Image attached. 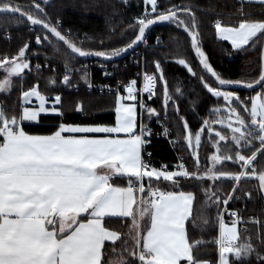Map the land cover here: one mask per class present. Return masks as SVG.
<instances>
[{"label":"snow or ice","instance_id":"6c2138e0","mask_svg":"<svg viewBox=\"0 0 264 264\" xmlns=\"http://www.w3.org/2000/svg\"><path fill=\"white\" fill-rule=\"evenodd\" d=\"M259 3L264 6V0H259ZM146 5H151V13L155 16L146 13L139 18L138 26L132 25L137 29L134 38L112 51L84 50L71 42L57 26L34 17L30 12H22L20 7L11 3L0 4V14L17 18L26 16L31 25L42 26L63 42L71 55L80 58L94 55L105 61L146 43V31L151 25L169 22L182 28L190 36L191 48L195 50L203 71L215 78L217 86L205 82L204 76H198L185 59H179L178 63L196 76L212 97L226 102L230 116L235 115L236 126L228 123L234 154H219L217 145L218 154L211 156L212 166L201 172L196 151L201 144V135L188 130L187 144L193 149L191 155L194 157L192 170L183 162L173 168L163 164L157 168L151 164V153H147L145 148L151 142L148 137L154 133L144 123L143 117L146 113L149 121L155 117L159 122L161 113L140 102L139 107L144 111L139 114L138 124L137 105L124 101H136L138 91L147 93L152 99L159 80L163 81V110L167 111L172 96L158 60L154 64L158 75L143 74L142 89H137V79H132L126 87L127 96L117 95L113 125L61 122L54 125L50 133L30 134L25 130L24 122L39 123L41 114L63 116V111L57 107L62 104V98L55 95L49 107V98L41 93L38 84L23 90L19 113L8 115L0 109V264H110L104 258L106 241L113 245L121 241L127 245L129 259L122 258L116 264H210L193 254L196 245L203 243L190 241L188 234L196 191L183 189L182 181H192L201 191L205 204L217 206L219 264H230V256L239 261L252 255L251 243H238V212H229L235 217L231 226L225 224L219 213L221 205L227 206L229 202L240 199L241 180L249 174L256 175L257 158L264 159V58L256 78L246 81L224 79L213 69L202 50L195 13L191 9L173 6L158 11L157 0H146ZM34 7L44 14L39 3ZM180 12L189 14L191 22L185 23ZM214 28L220 38L230 41L236 50H244L258 36L264 40V19L245 18L238 26H225L217 20ZM43 40H49V37L45 35ZM35 42L41 44L42 37L36 35ZM159 42L157 38V44ZM28 47L26 43L14 60L0 61V67L7 65L4 68L7 77L0 81V92L10 90L11 77H20L26 69L31 70L26 58ZM35 67L39 71L41 66L37 64ZM65 67L67 69V63ZM101 67L105 68V65ZM70 71H66L62 79L63 85L69 87L73 86ZM103 74L108 77L113 73L105 68ZM82 78L87 87L93 86L86 72ZM49 83L55 84L56 81L51 79ZM256 85L262 91L251 98L250 108L236 92L227 90L231 86L252 89ZM33 97L39 104L28 107ZM238 107L249 112L250 125L240 116ZM75 110L85 111L83 104L77 105ZM176 111L179 112L178 107ZM183 127L189 129L186 120H183ZM167 131L165 128V133ZM199 132L203 133L204 129H199ZM216 136L220 141L226 140L219 132ZM254 141H259V144L252 147ZM245 148L248 154H244ZM225 161L239 164L242 170L230 173L218 169L217 165ZM221 178L232 181L231 191L223 197L215 183ZM256 179L264 198V172ZM120 181H126V186H120ZM244 194L251 197V192ZM106 218H131L128 239L122 241L120 232L110 230L106 226ZM208 223V219L203 218V224ZM257 257L264 261L259 253Z\"/></svg>","mask_w":264,"mask_h":264},{"label":"trees","instance_id":"16d2710c","mask_svg":"<svg viewBox=\"0 0 264 264\" xmlns=\"http://www.w3.org/2000/svg\"><path fill=\"white\" fill-rule=\"evenodd\" d=\"M157 2L159 10L162 11L165 8L180 6L182 9H191L195 13L201 47L215 71L222 78L230 81H246L257 77L262 62L264 40L258 36L255 42H250L244 50H236L229 42L218 39L214 24L220 20L225 26H238L239 22L245 18L264 19V6L257 3H241L238 0H158ZM2 3H11L20 7L22 12H30L34 17L38 16L51 25L57 26L58 30L71 42L89 51H112L117 47L125 46L134 38L137 29L132 25L138 26L137 19L145 9L144 0H127V2L125 0H0V4ZM35 3L40 4L44 14H40L39 10L35 9ZM179 15L185 23L191 22L189 14L180 12ZM36 35L42 37V43L39 45L34 41ZM45 35L49 37V40H43ZM157 38H159V44H157ZM146 41L150 45L146 49V69L154 74L156 73L155 61L158 60L161 63L168 91L172 96L169 108L165 112L163 110V81L158 80L157 93L152 107L161 113L160 119H167L172 136L177 140L176 152L182 157L185 166L190 170L194 166V157L191 155L193 150L187 144L188 130L194 134H201V144L198 148L201 172L205 167L212 166L211 156L218 154L217 145H219V154L233 155L235 147L231 141V128L224 125L226 119L230 117V113L226 111L229 106L222 98L217 100L212 97L203 87V83L178 63L179 59H185L198 76H204L205 82L214 87L217 86L200 68L188 36L176 26L169 25L155 28L147 36ZM26 43L29 45L26 54L32 57L28 60L31 62V70L26 69L21 77L14 79L9 93L0 95V109L8 115L19 113L21 92L38 84L41 93L49 99L55 95L61 96L62 104L59 108L63 111V116H42L38 124H24L28 133L47 134L54 130V125L61 122L107 125L115 123L116 97L88 92L85 87L81 86L71 90V87L62 83L66 63L67 65H80L85 61L72 56L64 45L56 42L42 29H32L21 18L1 15L0 54L17 55ZM35 55L38 58H35ZM128 59L129 57L119 62L123 63ZM37 61L39 63L47 61L50 67L33 71L31 64ZM55 67L57 68L54 69ZM132 72L133 68L128 67L124 74L128 76ZM6 76L4 68L0 67V81H3ZM95 77L101 79V75L97 72ZM51 79H55L56 83H49ZM82 79V76L77 74L71 81L72 84L82 83ZM234 92L246 102L249 108L251 107L246 100L249 93ZM79 104H83L84 112L75 110ZM177 107L179 112L176 111ZM237 110L240 116L250 123L249 112L239 107ZM231 117L236 119L235 115ZM183 120L188 122L189 129H184ZM205 121L208 123L205 124ZM234 125L236 126L235 123ZM201 128L204 129L203 133L199 132ZM216 132L224 135L226 140L220 141ZM258 144L259 141H254L252 147ZM146 152L151 153V164L157 168H160L161 164L173 168V165L178 163L175 151L167 141L161 138L153 139L146 147ZM244 154H248L247 148L244 149ZM217 168L230 173L242 170L239 164L232 161H225L217 165ZM261 172H264V159L258 156L255 164L256 176ZM215 183L219 186L221 197L231 191L232 181L221 178ZM240 183L242 189L240 199L229 202L228 209L237 211L244 221L249 222L247 230L240 233L239 243H251L254 251L251 256L239 261L234 256H230L229 261L230 264H264V261L257 257V253L260 257H264V201L259 190L258 179L249 174ZM120 186H126V181H120ZM182 187L185 190L194 189L196 191L192 216L188 224V234L190 241H202L203 243L196 245L193 254L200 260L209 261L210 264H219L217 206L205 204L201 191L192 181H182ZM247 192H251V197L244 194ZM224 207L220 206V215ZM203 218L208 219L207 225L203 224ZM253 220H259L260 227L251 224ZM105 223L110 230L122 234V241L128 239L127 233L131 227L130 218H107ZM258 230L261 232V238H259ZM248 238H251V242H247ZM126 248L127 245L122 244L121 241H117L114 245L105 244V260L110 264H115L121 256L128 257Z\"/></svg>","mask_w":264,"mask_h":264},{"label":"built area","instance_id":"2783aa9c","mask_svg":"<svg viewBox=\"0 0 264 264\" xmlns=\"http://www.w3.org/2000/svg\"><path fill=\"white\" fill-rule=\"evenodd\" d=\"M146 13H149L152 16H154V13H151V11H144L143 14L138 17V20H139V18H141ZM32 29H34V28H32ZM149 46L150 45L148 42L144 43L138 50H136L129 57V59L127 61H124L123 63L122 62H116V63H109L108 64V63L99 62V61H85L83 64H80V65H67V69L65 67L64 74L66 73V71L71 70L69 72V74L71 76V80H73L77 74H80V76H82V74L86 72L88 74L89 81L93 85L91 88L87 87L85 82H84V79H82L83 80L82 83L77 82V83L72 84L73 86H71V90L76 89V88L81 86V87H85L88 92H94L97 94L112 95L114 97H117V95L127 96L126 87L132 79H137V89H142V87H143V79H142L143 74H151L146 69V57H145L146 56V49ZM16 57H17V55L0 54V61H3L5 59L12 61V60L16 59ZM34 57L38 58V56H36V55ZM26 58L28 61L32 57H30L26 54ZM28 62H29V64L31 63L30 61H28ZM37 64H39L41 66L40 70L43 68H49L50 67V63L47 61L43 62V63H39L37 61V62L31 64L33 71H37L36 67H35ZM102 64L105 65V68L113 74L108 76V77H105L103 74L105 71V68L101 67ZM128 67H132L133 72L127 76L124 73L126 72ZM56 68L57 67H55L54 69H56ZM96 72L101 75V79H97L95 77ZM108 86H111V88H109ZM261 91L262 90L259 88L257 91L249 93V96L246 98V100L249 103H251L252 102L251 98L253 97L254 93L258 94V93H261ZM156 93H157V88H156ZM155 97H156V94L152 97V99H149L147 93H142V92L138 91L136 101L126 100L127 103H131V104L135 103L137 105L138 124H139L140 119H141L139 114L144 111L143 109H141L139 107V103L145 102L147 105H150L152 107V103H153ZM143 120H144V123L147 124V126L154 133V135L151 137H148V139H150V141H152L153 139L161 138V139L167 141L168 144L170 145V147L175 151L176 157L178 158V163L183 162L182 157L179 154H177V152H176L177 140L172 136L171 127H170L167 119L166 118L160 119V121L158 122L157 119L154 117L151 121H149L147 119V115L145 113ZM165 128H167V130H168L167 133H165ZM149 144H147L146 147ZM145 150H146V148H145ZM145 159H149V158L147 156H145ZM150 161L152 162L151 157H150ZM228 205L225 206L227 208V211L224 210L225 209V207H224L221 215L224 218L225 224L231 226V222L233 219H235V217H232L229 215V212H231V211L228 209ZM250 223L256 224L258 227H260V221L259 220H253ZM248 225H249V222L244 221L240 217V222L237 225V229H238L239 234L246 231ZM258 235L260 238V231L259 230H258ZM218 239H219V236H218ZM247 242H251V238H248ZM238 243H239V241H238ZM217 245H218V243H217ZM218 248H219V245H218Z\"/></svg>","mask_w":264,"mask_h":264},{"label":"water","instance_id":"95a60500","mask_svg":"<svg viewBox=\"0 0 264 264\" xmlns=\"http://www.w3.org/2000/svg\"><path fill=\"white\" fill-rule=\"evenodd\" d=\"M1 15H4V14H0V16H1ZM17 16H19V14H17ZM21 19L25 20V21L30 25V27H32V28L42 29V26H40V25H31V23H30L29 21H27L26 16L21 17ZM169 25H174V26H176L175 24H173V23H169V22L156 23V24H154V25H151L150 28L146 31V39H147V36L150 34V32L153 31L155 28H157V27H163V26H169ZM179 29H180L181 32H183L185 35H187L188 38L190 39V36L188 35V33H186L182 28H179ZM42 30H43L44 32H46L48 35H50V36H51L56 42H58V43L64 45L63 42L58 41L55 37H53L50 33H48L46 29H42ZM143 44H144V43H140V44L136 45L133 49H129L127 52L121 54V55L118 56V57H114V58H113L112 60H110V61H105L103 58H101V57H96V56H94V55L89 56V57H85V58H80V57H78V56H74V57H75V58H78V59H80V60H83V61H99V62H104V63H108V64H109V63H116V62L122 61V60H124V59L130 57V56H131L136 50H138ZM64 46H65V48L67 49L66 45H64ZM67 50L70 52L69 49H67ZM192 50H193V53H194V55H195V50H194V49H192ZM202 50H203V49H202ZM206 55H207V54H206ZM72 56H73V55H72ZM195 57H196V55H195ZM262 58H264V45H263V49H262ZM196 59H197V61H198V64H199L200 68H201L202 71H203V66L199 63V59H198V57H196ZM209 62H210V61H209ZM210 64H211V63H210ZM211 66H212V65H211ZM212 67H213V66H212ZM213 69H214V68H213ZM214 70H215V69H214ZM207 74H208V76H209V77L215 82V84L217 85L218 82L215 81V78H214V77H211V74H210V73H207ZM259 88H260L259 85L254 86V88H252V89H249V88H246V87H243V86H231V87H229L227 90H231V91H242V92H246V93H252V92L257 91ZM258 185H259V181H258ZM259 190H260V193H262V190L260 189V187H259ZM261 196H262V195H261ZM262 199H263V201H264V198H262Z\"/></svg>","mask_w":264,"mask_h":264},{"label":"rangeland","instance_id":"374dc122","mask_svg":"<svg viewBox=\"0 0 264 264\" xmlns=\"http://www.w3.org/2000/svg\"><path fill=\"white\" fill-rule=\"evenodd\" d=\"M40 1H44V0H40ZM145 1V0H144ZM158 1V0H157ZM144 6H145V4H144ZM159 5H158V2H157V10L158 11H162V10H159V7H158ZM147 7V9H150V11H151V5H147L146 6ZM146 9V8H145ZM154 15H155V13H154ZM138 20V19H137ZM217 37H218V39H220V40H223V39H221L220 38V36H219V34L217 33ZM224 41H226V40H224ZM227 42H229L230 44H231V42L230 41H227ZM233 47V46H232ZM246 47V46H245ZM5 67H7V65H5L3 68H5ZM23 74V73H22ZM22 74H21V76H22ZM20 76V77H21ZM7 77V76H6ZM5 77V78H6ZM15 78H18L17 76H13V77H11V80H12V83H13V81H14V79ZM11 91V88H10V90L9 91H7V92H0V95L1 94H6V93H9ZM255 95H257L256 93H254V95H253V97L255 96ZM54 98V97H53ZM53 98H51V99H49V107H51V102H52V100H53ZM124 103H126V104H131V103H127L126 101H124ZM38 104H39V101H37L34 97L32 98V102H31V104H29V105H27L28 107H37L38 106ZM251 104V103H250ZM21 105H22V100H21ZM57 107L59 108V105H57ZM226 111H228V109L226 110ZM229 112V111H228ZM42 116H55V115H53V114H41V117ZM40 117V118H41ZM229 122H231V124H232V126H235L234 125V123L236 124V119L235 118H232L231 116L229 117V118H227L226 119V121H225V126H227L228 127V123ZM24 124H38V123H35V122H24ZM249 125H250V123H249ZM254 127V126H253ZM230 128V127H229ZM201 135V134H200ZM200 147V146H199ZM192 149V148H191ZM193 150V149H192ZM196 151L198 152V149H196ZM253 177H256V175H253ZM147 221H145V223H146ZM260 235H261V232H260ZM258 238V237H257ZM260 238H261V236H260ZM125 259V260H127L128 259V257L127 256H121L120 258H118V260L116 261V262H118L120 259ZM116 262H115V264H116Z\"/></svg>","mask_w":264,"mask_h":264},{"label":"crops","instance_id":"0c3cea01","mask_svg":"<svg viewBox=\"0 0 264 264\" xmlns=\"http://www.w3.org/2000/svg\"><path fill=\"white\" fill-rule=\"evenodd\" d=\"M239 2H241V3H257V4H260L259 3V0H238ZM144 4H145V8L146 9H144V11H150V9H147V5H146V0L144 1ZM121 137L123 138V134H121ZM194 203V202H193ZM192 209H193V205H192ZM107 219V218H106ZM131 219V218H130ZM147 223V222H146ZM228 226H230V225H228ZM112 244V242L111 241H106L105 242V244ZM113 245V244H112Z\"/></svg>","mask_w":264,"mask_h":264}]
</instances>
